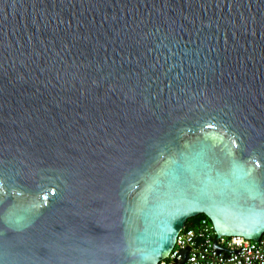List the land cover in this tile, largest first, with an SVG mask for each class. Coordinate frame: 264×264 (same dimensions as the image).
<instances>
[{
	"label": "water",
	"instance_id": "95a60500",
	"mask_svg": "<svg viewBox=\"0 0 264 264\" xmlns=\"http://www.w3.org/2000/svg\"><path fill=\"white\" fill-rule=\"evenodd\" d=\"M201 214L264 233V0H0V264H158Z\"/></svg>",
	"mask_w": 264,
	"mask_h": 264
},
{
	"label": "built area",
	"instance_id": "2783aa9c",
	"mask_svg": "<svg viewBox=\"0 0 264 264\" xmlns=\"http://www.w3.org/2000/svg\"><path fill=\"white\" fill-rule=\"evenodd\" d=\"M185 252L188 255L184 260ZM158 264H264V233L258 240L217 238L211 221L202 217L195 225L186 222L169 256Z\"/></svg>",
	"mask_w": 264,
	"mask_h": 264
},
{
	"label": "trees",
	"instance_id": "16d2710c",
	"mask_svg": "<svg viewBox=\"0 0 264 264\" xmlns=\"http://www.w3.org/2000/svg\"><path fill=\"white\" fill-rule=\"evenodd\" d=\"M202 217H206V216L203 215V214H201V215H199V219H194V218H192V219H189V220L187 221V223H188L189 225H195V224L198 223V221H199L200 218H202Z\"/></svg>",
	"mask_w": 264,
	"mask_h": 264
},
{
	"label": "rangeland",
	"instance_id": "374dc122",
	"mask_svg": "<svg viewBox=\"0 0 264 264\" xmlns=\"http://www.w3.org/2000/svg\"><path fill=\"white\" fill-rule=\"evenodd\" d=\"M192 219V218H191ZM194 219H199V215L198 216H196V217H194Z\"/></svg>",
	"mask_w": 264,
	"mask_h": 264
}]
</instances>
